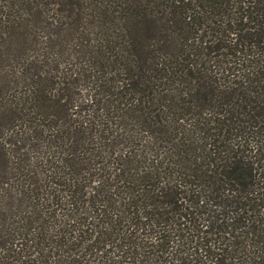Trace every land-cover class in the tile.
<instances>
[{
    "label": "trees",
    "instance_id": "obj_1",
    "mask_svg": "<svg viewBox=\"0 0 264 264\" xmlns=\"http://www.w3.org/2000/svg\"><path fill=\"white\" fill-rule=\"evenodd\" d=\"M0 264H264V0H0Z\"/></svg>",
    "mask_w": 264,
    "mask_h": 264
}]
</instances>
